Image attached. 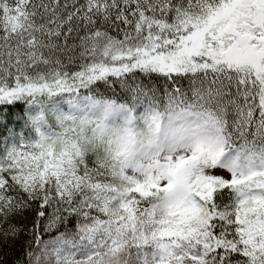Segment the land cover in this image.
<instances>
[{"label":"snow or ice","instance_id":"6c2138e0","mask_svg":"<svg viewBox=\"0 0 264 264\" xmlns=\"http://www.w3.org/2000/svg\"><path fill=\"white\" fill-rule=\"evenodd\" d=\"M0 264H264V0H0Z\"/></svg>","mask_w":264,"mask_h":264}]
</instances>
